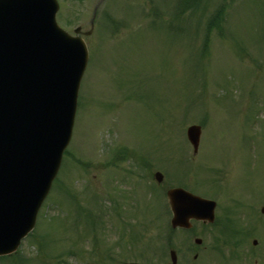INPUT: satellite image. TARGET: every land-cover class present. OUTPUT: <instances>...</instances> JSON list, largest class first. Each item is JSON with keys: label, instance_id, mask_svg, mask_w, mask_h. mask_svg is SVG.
Masks as SVG:
<instances>
[{"label": "rangeland", "instance_id": "1", "mask_svg": "<svg viewBox=\"0 0 264 264\" xmlns=\"http://www.w3.org/2000/svg\"><path fill=\"white\" fill-rule=\"evenodd\" d=\"M57 1V23L71 35L78 26L83 33L90 30L98 4L91 33L83 36L90 60L59 183L39 211L37 236L23 240L18 258L25 264H58L55 255L61 253L64 264H98L103 260L100 249L113 246L119 237L120 247L137 242V252L138 244H154L147 248L150 252L160 246L168 227L165 191L180 184L206 198L220 189L238 201L248 199L241 207L231 201L229 218L238 224L237 213L243 209L245 221L238 226L247 222L253 225L249 230L264 232V213L258 211L264 200L251 206L264 199V0ZM202 122L194 155L185 130ZM120 147L129 161L109 167ZM146 156L151 166L145 179L120 183L123 172L134 170L135 159ZM155 172L162 174L161 184L152 178ZM117 190L127 226L123 229L121 220L114 219L106 200L105 238L98 236L99 243H93L92 236L100 233L70 224L75 220L71 210L77 204L92 217L86 205L90 193L108 199ZM225 198L219 195L218 203L226 204ZM131 229L143 238L128 237ZM194 230L201 246L209 242L211 229L194 224ZM184 234H170L175 246ZM73 249L81 257H70ZM255 253L250 264H256ZM138 255L132 260H139ZM213 257L216 264H242L231 256ZM159 261L166 264L164 258Z\"/></svg>", "mask_w": 264, "mask_h": 264}, {"label": "water", "instance_id": "2", "mask_svg": "<svg viewBox=\"0 0 264 264\" xmlns=\"http://www.w3.org/2000/svg\"><path fill=\"white\" fill-rule=\"evenodd\" d=\"M56 9L54 0H0V256L34 227L71 136L87 53L56 26ZM186 135L196 152L200 128ZM167 196L173 226L212 210L181 189Z\"/></svg>", "mask_w": 264, "mask_h": 264}, {"label": "flooded vegetation", "instance_id": "3", "mask_svg": "<svg viewBox=\"0 0 264 264\" xmlns=\"http://www.w3.org/2000/svg\"><path fill=\"white\" fill-rule=\"evenodd\" d=\"M215 190V194L216 195H225L226 196V200H228V203H226L225 205V209L229 210V203H230V199L231 197L227 196L228 194L230 195L231 193L229 192H221L220 189H214ZM217 198V197H216ZM245 202H235L237 207H241L244 205ZM255 204V203H254ZM253 204H251L252 206ZM253 217L256 218V216L254 214H252ZM258 219V218H257ZM245 221V218H244ZM257 222L259 223V219L257 220ZM201 226H205L203 225L204 223L199 222ZM253 227V225H251V223H245L243 224V228L241 230V239L240 240H230L229 242H224V244L226 243V246L228 248V252L230 254V256L232 257V259H237V261H243L242 264H248V259L250 257V255L252 254V252H254L255 250L253 248L249 249L248 246V240L250 236H259L260 232H256L255 230H249V227ZM206 229H203V227H201L200 231H205ZM217 233L218 230L216 229H211V234L208 236L209 237V242L208 245L206 246H196V245H189V244H185L188 243L189 241H182V246L180 247V250H176V264H211V254H213L214 249H215V245H213L216 241L217 238ZM253 241H251V245L253 247H256V245L253 244ZM256 253L253 254V256L259 257V258H263L264 257V250L260 249L258 251H255ZM119 253V251H118ZM111 258H107L106 260H104V264H118L116 261V256L115 255H109ZM209 257V261L207 262L205 260V258ZM152 260V259H151ZM157 258H154L152 260L151 264H157L156 263ZM168 264H172L169 263ZM263 264V263H262Z\"/></svg>", "mask_w": 264, "mask_h": 264}, {"label": "trees", "instance_id": "4", "mask_svg": "<svg viewBox=\"0 0 264 264\" xmlns=\"http://www.w3.org/2000/svg\"><path fill=\"white\" fill-rule=\"evenodd\" d=\"M217 18H218V17L215 15V16L213 17V20H217Z\"/></svg>", "mask_w": 264, "mask_h": 264}]
</instances>
